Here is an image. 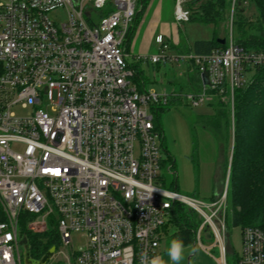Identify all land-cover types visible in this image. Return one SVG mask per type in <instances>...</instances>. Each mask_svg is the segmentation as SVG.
Returning <instances> with one entry per match:
<instances>
[{"label": "built area", "instance_id": "built-area-1", "mask_svg": "<svg viewBox=\"0 0 264 264\" xmlns=\"http://www.w3.org/2000/svg\"><path fill=\"white\" fill-rule=\"evenodd\" d=\"M185 1L175 0L178 24L188 21ZM139 2L0 0V264H22L21 223L50 221L71 264H141L143 253L158 255L174 204L199 216L193 242L202 247L208 235L217 264L227 263V180L211 203L164 188L161 171L173 166L154 116L171 96L139 90L126 62ZM58 10L61 21L51 17ZM155 42L159 55L135 60H188L206 76L186 94L193 107L215 97L231 106L247 70L264 67V51L239 45L231 22L223 47L208 54L167 55L162 36ZM73 234L83 249L72 250ZM235 264H264V232L241 230Z\"/></svg>", "mask_w": 264, "mask_h": 264}, {"label": "rangeland", "instance_id": "rangeland-1", "mask_svg": "<svg viewBox=\"0 0 264 264\" xmlns=\"http://www.w3.org/2000/svg\"><path fill=\"white\" fill-rule=\"evenodd\" d=\"M203 2L204 0L185 1L182 5V10L186 14L188 21L178 24L174 20L175 0H142L141 10H139L132 36L128 43L127 53L131 55L128 56L126 62L136 68L138 74L136 80L139 84L142 82L144 85L141 91L145 90L169 96L173 92L178 93L177 100H174L172 104L167 103L168 105L162 106L154 116V120L163 135V149L169 152L174 161L171 169L172 174H167L165 169L161 171L164 188L202 203H211L217 196V191L220 194L224 188L226 180L228 183V169L222 186H219V181L217 182L215 177L217 175L221 176L223 170L222 161L226 155L228 156L229 168L233 145L234 101L230 106V103L221 102V104L219 100H216L215 105L212 106L207 102L209 99L206 98L200 106L193 107L186 99V90L190 87L187 77L194 78L190 61H180L178 65L170 63L153 65L150 61L142 60L137 62L135 60L136 57H131L134 55L149 58L152 55H159L160 47L154 42V37L157 34L163 38L166 54L173 56L177 55L178 51L185 52L187 49L189 50L191 44L196 40H210L213 36L212 26L190 21L192 11L188 5L191 4L195 9H198ZM231 3L233 4V2ZM232 4L228 15L226 14L227 20L218 28L219 37L227 35L230 22L234 33L232 21L230 20L233 12V10L231 12ZM253 12L254 8L251 6L247 11L250 20H252L251 15H253ZM51 17L56 21L63 20L64 10L56 11ZM186 54L192 55L193 53L190 51ZM221 108L222 110L228 109L229 113L230 137L228 142H224L226 138L224 130H216L219 134L223 132L222 136L220 135V139H218V136L213 133L215 128L207 126L210 123L209 121L215 120V111ZM221 126H223V122ZM218 187L220 188L218 189ZM182 207L185 209V214L183 217L184 212H182L181 208L178 215L180 222L184 224L185 219L193 222L196 226L200 222L197 213L187 206ZM230 210L231 208L229 207L228 211ZM226 212L227 205L224 213L227 227L225 242L228 238L230 253H228L226 264H235V259L241 248L242 228L233 227L230 224V220L226 219L228 216V212L227 216ZM21 230L27 237L28 235L43 234L50 237L53 243L52 247L55 250L53 256L45 264H71L69 259L70 251L60 247L53 221L45 224H33L28 229L24 226V229L21 228ZM166 233L167 235L163 236L157 249L158 255L165 260L166 264H171L166 255L168 244L177 237L182 239L184 243L183 259L180 264H217L216 259H219L218 247L214 245L213 239H209L207 235L202 234V248L196 241L193 242L191 238L189 239V236L182 231L179 225L171 223ZM71 238L73 251L85 247L84 238L75 234L71 235ZM22 264H24L23 259Z\"/></svg>", "mask_w": 264, "mask_h": 264}, {"label": "trees", "instance_id": "trees-1", "mask_svg": "<svg viewBox=\"0 0 264 264\" xmlns=\"http://www.w3.org/2000/svg\"><path fill=\"white\" fill-rule=\"evenodd\" d=\"M231 2H233L232 27L235 41L246 50L264 51V0H204L198 9L191 4L188 5L192 11L190 21L212 26L213 36L210 40L194 41L190 48L193 54L204 55L223 47L218 40L224 39L226 35L219 37L218 28L227 20L226 14L228 15L230 11ZM251 6L254 8L252 20L247 15ZM137 16L138 14L136 18ZM136 18L127 41L131 37ZM134 81L136 83V80ZM189 85L193 86L190 90H197V77L190 78ZM215 100L219 98L215 97ZM233 101L234 130L229 168L226 155L222 174L217 175L216 180L222 186L227 169L229 170L226 190L229 217L226 212L228 217L226 219L230 220V224L242 229L248 226L256 227L264 232V67L247 70L246 82L234 90ZM172 103L173 100L168 101V104ZM211 105H215V102ZM227 110L217 109L214 113L215 120H208L210 123L207 125L215 128L213 133L218 139L224 132L226 135L224 142H228L230 137V118ZM222 122L223 126H221ZM220 129L224 131L219 134L216 130ZM167 159L171 163L168 157ZM182 206L173 205L170 222L179 225L189 239L193 240V230L198 224L195 226L193 222L185 219L184 224L180 222L178 215L181 208L184 212L183 217L185 214ZM229 207L230 211H228ZM20 226L24 229L23 223ZM24 239L23 244L27 243L29 257L33 260H39L53 246L50 237L44 234L28 235V237L25 235Z\"/></svg>", "mask_w": 264, "mask_h": 264}, {"label": "clouds", "instance_id": "clouds-1", "mask_svg": "<svg viewBox=\"0 0 264 264\" xmlns=\"http://www.w3.org/2000/svg\"><path fill=\"white\" fill-rule=\"evenodd\" d=\"M184 243L179 237L172 239L166 249V255L171 264H180L183 259ZM141 264H166L165 260L159 256L154 255L148 257L146 253L141 255Z\"/></svg>", "mask_w": 264, "mask_h": 264}, {"label": "crops", "instance_id": "crops-1", "mask_svg": "<svg viewBox=\"0 0 264 264\" xmlns=\"http://www.w3.org/2000/svg\"><path fill=\"white\" fill-rule=\"evenodd\" d=\"M139 10H141V1L139 2ZM139 13V12H138ZM137 13V14H138ZM138 17V16H137ZM137 19V18H136ZM136 22V21H135ZM134 28V27H133ZM131 36H132V34H131ZM157 36H161V35H159V34H157L155 37H154V42H155V38L157 37ZM131 38V37H130ZM129 41H130V39L126 42V44H125V54H126V60H127V58H128V56L129 55H131L130 53H127V49H128V43H129ZM155 44L156 45H158L156 42H155ZM191 48V47H190ZM190 50L191 49H187L185 52H179L178 51V54H186V53H188V52H190ZM132 58H134V57H145V56H131ZM145 58H148V57H145ZM131 66V65H130ZM134 67V66H133ZM191 67H192V69H193V72H194V77H197V83H198V85L196 86L197 88V90H195L196 91V93L200 90V88H201V85L203 84L202 83V81H201V76L197 73V71H196V69L191 65ZM135 68V67H134ZM136 69V68H135ZM137 72V71H136ZM189 81H190V77H187V82H188V84H189ZM136 85H137V87H138V89L139 90H141V88H144L143 86V83L141 82V84H139L138 82H137V80H136ZM190 88H193V86L192 85H190V87L188 88V90H186V94L187 93H189V92H191V93H195V91L193 90V89H191L190 91H189V89ZM145 91V90H144ZM188 91V92H187ZM176 97H178V93L177 92H173V93H171V99L170 100H177L176 99ZM216 100H215V98H211L209 101H207L208 103H210V104H212V103H214ZM213 106V105H212ZM161 134H162V132H161ZM162 141H163V135H162ZM162 146H163V144H162ZM164 151L166 152V156L170 159V161H171V164L173 165L174 164V161H173V159H172V157L170 156V154H169V152L168 151H166L165 149H164ZM222 162H224V160L222 161ZM215 179H216V177H215ZM222 181V180H221ZM220 184L221 183H219V186H220ZM220 187H218V189H219ZM219 193H218V191H217V194L216 195H218ZM226 246H227V249H228V238H227V240H226ZM229 250V249H228Z\"/></svg>", "mask_w": 264, "mask_h": 264}, {"label": "water", "instance_id": "water-1", "mask_svg": "<svg viewBox=\"0 0 264 264\" xmlns=\"http://www.w3.org/2000/svg\"><path fill=\"white\" fill-rule=\"evenodd\" d=\"M74 2H76V0H73ZM218 42L223 45L224 44V39H220L218 40ZM201 81L203 83V85L207 84V78L205 75H201ZM208 236V235H207ZM54 248H50L39 260H33L29 257V253H28V245L25 242L23 245V263L24 264H45L54 254Z\"/></svg>", "mask_w": 264, "mask_h": 264}]
</instances>
